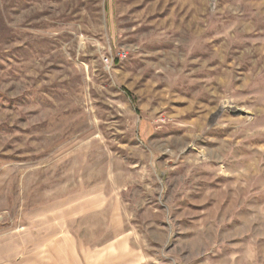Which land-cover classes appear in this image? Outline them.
I'll return each mask as SVG.
<instances>
[{
    "label": "rangeland",
    "instance_id": "obj_1",
    "mask_svg": "<svg viewBox=\"0 0 264 264\" xmlns=\"http://www.w3.org/2000/svg\"><path fill=\"white\" fill-rule=\"evenodd\" d=\"M258 201L264 0H0V264H213Z\"/></svg>",
    "mask_w": 264,
    "mask_h": 264
},
{
    "label": "crops",
    "instance_id": "obj_2",
    "mask_svg": "<svg viewBox=\"0 0 264 264\" xmlns=\"http://www.w3.org/2000/svg\"><path fill=\"white\" fill-rule=\"evenodd\" d=\"M242 206L238 221L229 220L213 264H264V205L258 201Z\"/></svg>",
    "mask_w": 264,
    "mask_h": 264
},
{
    "label": "built area",
    "instance_id": "obj_3",
    "mask_svg": "<svg viewBox=\"0 0 264 264\" xmlns=\"http://www.w3.org/2000/svg\"><path fill=\"white\" fill-rule=\"evenodd\" d=\"M120 57L123 58L124 56L121 55ZM104 62H105V64H106L107 66H109V65H112V64L114 63V59L111 58V57H105V58H104Z\"/></svg>",
    "mask_w": 264,
    "mask_h": 264
}]
</instances>
